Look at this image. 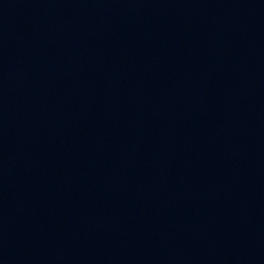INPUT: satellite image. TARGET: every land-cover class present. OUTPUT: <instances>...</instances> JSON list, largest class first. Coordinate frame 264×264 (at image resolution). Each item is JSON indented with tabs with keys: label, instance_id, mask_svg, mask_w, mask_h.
Instances as JSON below:
<instances>
[{
	"label": "water",
	"instance_id": "obj_1",
	"mask_svg": "<svg viewBox=\"0 0 264 264\" xmlns=\"http://www.w3.org/2000/svg\"><path fill=\"white\" fill-rule=\"evenodd\" d=\"M0 264H264V0H0Z\"/></svg>",
	"mask_w": 264,
	"mask_h": 264
}]
</instances>
